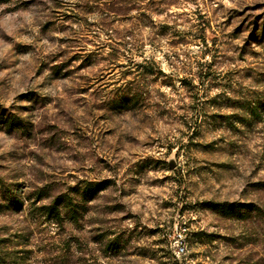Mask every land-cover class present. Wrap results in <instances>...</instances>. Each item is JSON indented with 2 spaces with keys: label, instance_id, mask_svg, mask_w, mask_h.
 <instances>
[{
  "label": "rangeland",
  "instance_id": "1",
  "mask_svg": "<svg viewBox=\"0 0 264 264\" xmlns=\"http://www.w3.org/2000/svg\"><path fill=\"white\" fill-rule=\"evenodd\" d=\"M262 29L264 0L0 4V246L22 264H264ZM101 180L78 224L35 218L33 202Z\"/></svg>",
  "mask_w": 264,
  "mask_h": 264
},
{
  "label": "trees",
  "instance_id": "2",
  "mask_svg": "<svg viewBox=\"0 0 264 264\" xmlns=\"http://www.w3.org/2000/svg\"><path fill=\"white\" fill-rule=\"evenodd\" d=\"M9 0H0V4L7 3ZM261 34H264V29H262ZM137 93H131L129 97L122 98L116 102L117 107L129 108L130 104H134L138 100ZM5 113L2 112L1 116ZM4 125L8 130L14 128H22L23 124L19 117L14 114L8 113L3 117ZM257 185L264 186L263 183H258ZM109 186L108 180H101L97 182H85L78 186L79 188L72 190L73 192H63L56 196L50 198L46 203L36 205L33 202V210L35 211V218H43L45 221H51L57 227L61 228L66 223L68 224H78L83 213L87 211V206L90 202L96 199L100 192L104 191ZM46 192L40 190L36 194L37 201L44 199L43 196ZM73 193V194H71ZM8 207L15 211H20L23 202L13 195L8 199ZM207 209L212 213H215L223 218H240L244 219L253 212H260L261 210L251 203H240V202H216L207 203ZM16 239L22 237L28 241V234H23L21 236H14ZM7 239V240H6ZM10 241L8 238H0V245ZM71 240L65 239L60 242L62 259L63 262H67L70 254V243ZM120 242L117 238H110L106 244V248L111 251H115L119 248ZM15 250H9L7 245L0 246V264H22L27 258L26 256L17 255Z\"/></svg>",
  "mask_w": 264,
  "mask_h": 264
},
{
  "label": "water",
  "instance_id": "3",
  "mask_svg": "<svg viewBox=\"0 0 264 264\" xmlns=\"http://www.w3.org/2000/svg\"><path fill=\"white\" fill-rule=\"evenodd\" d=\"M168 165H169L170 168H172L173 165H174V164H173V161H172V160H169V161H168Z\"/></svg>",
  "mask_w": 264,
  "mask_h": 264
}]
</instances>
